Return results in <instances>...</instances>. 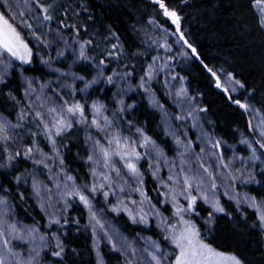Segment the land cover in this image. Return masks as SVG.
<instances>
[{
	"label": "snow or ice",
	"instance_id": "6c2138e0",
	"mask_svg": "<svg viewBox=\"0 0 264 264\" xmlns=\"http://www.w3.org/2000/svg\"><path fill=\"white\" fill-rule=\"evenodd\" d=\"M149 2L153 16L148 24L158 35L137 21L128 26L137 42L122 40L119 30L97 15L94 0H0V264H65L61 233L66 236L72 225L81 228L80 220L68 215L74 206L87 213L82 227L91 230L96 264H103L99 242L118 255L117 264H248L206 239L221 215L234 229L255 233L264 257V91L238 79L234 70L205 62L183 28L181 12L193 7L190 0ZM248 9L255 30L264 36V0H248ZM149 55L151 62H146ZM36 56L47 72L28 76L24 66ZM177 57L198 62L229 104L247 117L246 131L235 143L213 138L199 125L195 113L207 110L191 107L194 98L184 87L185 77L169 71ZM161 73V88L178 110L174 114L155 98ZM177 80L178 88L171 83ZM108 91L110 103L99 95L90 99ZM136 91L161 110L174 157L130 118L135 105L127 104L125 96ZM186 119L200 127L198 139L205 146L199 152L187 130H181ZM70 146H78L73 159L82 161L83 175L66 162ZM147 174L155 198L146 189ZM45 175L52 187L40 179ZM21 185L30 188L46 217L43 226L19 218L12 189L23 202ZM252 185L255 189L239 191ZM222 186L234 211L221 203ZM101 196L107 212L123 213L133 225L147 228L155 220L162 239L149 237L138 247L100 214L104 209L94 201Z\"/></svg>",
	"mask_w": 264,
	"mask_h": 264
},
{
	"label": "trees",
	"instance_id": "16d2710c",
	"mask_svg": "<svg viewBox=\"0 0 264 264\" xmlns=\"http://www.w3.org/2000/svg\"><path fill=\"white\" fill-rule=\"evenodd\" d=\"M190 3L193 4V7L185 8L181 12V15L184 16L183 28L186 30L190 41L198 48L205 62L217 68L223 67L234 70L238 79L245 78L249 82L261 86V90L264 91V36L260 35L254 28L251 12L248 9V0H190ZM94 10L97 15L103 14L106 21L119 30L124 41L133 39L139 41V38L133 37L128 27L137 21H139V26L145 27L150 34L158 35L153 27L148 24V20L153 16V9L149 0H94ZM151 54L155 55L156 53L153 51ZM161 54H163L162 50ZM144 59L146 62H151V55ZM172 66L176 73L185 77V84L197 100V108L207 110L197 112L198 121L203 128L215 138H222L228 144L235 143L240 134L246 131L247 117L242 118L240 110L229 104L226 95L220 89L215 88L214 81L201 71L199 63L195 62L194 59L184 60L177 57ZM24 67L29 69L26 72L28 76H41L47 72L37 57H34L32 65H25ZM32 69H35V71ZM161 84L160 79L159 82L155 83L156 97L165 105L166 109L173 111V106L165 96ZM97 95L110 103L109 98L112 92L93 93L90 99H94ZM126 101L127 104L135 105L130 118L136 120L145 128L146 133L152 139L171 152L172 140L170 137H166L164 131L159 128V112L152 108L147 100L137 92L129 93ZM236 129H239V131H236L234 135ZM186 130L189 134H192L188 125H186ZM82 136L81 133V142ZM70 147L71 152L68 153L66 162L74 173L83 175L82 161L73 159L78 151V146ZM47 150L45 148V151ZM20 167L30 168L31 165L21 164ZM255 187L251 186L249 188L255 189ZM20 190L25 192L26 199L23 202L19 201L15 188L12 189V196L19 204L16 211L22 222L30 225L35 220L41 226L46 224L47 219L34 203L30 195V188L21 185ZM149 194L154 198L156 197V193L152 191L151 186L149 187ZM94 203L107 212L108 205L104 204L102 196ZM222 204L226 208L235 210V205L229 201H222ZM81 208L82 206L80 208L74 206L68 213L70 219L80 220V230L77 231L76 226L72 225L66 236L61 233L67 244L65 264H96V252L93 250L90 238L86 234L87 230L82 227L88 222L87 215L86 212L81 214ZM109 214L123 230L130 234L145 233L154 240L162 239L151 222L150 226L145 228L142 225H133L127 216L122 213L113 214L109 212ZM202 214L206 215V212ZM197 223L200 224L201 222L198 220ZM44 230L41 227V231ZM53 231H55V228H53ZM205 237L211 240L214 246L236 252L245 258L248 264H264L259 237L255 233H250L246 228L242 230L234 229L227 217L221 215L215 221L213 235L208 236L205 233ZM99 248L104 264H117L118 255L111 252L105 242L99 243ZM73 249H75V252H73Z\"/></svg>",
	"mask_w": 264,
	"mask_h": 264
},
{
	"label": "rangeland",
	"instance_id": "374dc122",
	"mask_svg": "<svg viewBox=\"0 0 264 264\" xmlns=\"http://www.w3.org/2000/svg\"><path fill=\"white\" fill-rule=\"evenodd\" d=\"M12 2L13 3H15L16 2V0H12ZM21 3H22V0H21ZM17 11H24V9L23 8H20V9H17ZM28 17H25V19H27ZM158 34V33H157ZM30 47H33L34 48V50H35V41H32L31 43H30ZM52 55L53 56H55V52L53 51L52 52ZM38 59H39V57L38 56H36ZM45 67V66H44ZM56 67H61V65H56ZM47 70V69H46ZM169 71L171 72V74H176V72H175V69L173 68V66H172V64L170 65V68H169ZM53 79H55V77L53 76L52 77ZM169 79H170V77H168ZM159 79H160V81H161V83H163V81H164V79H165V74L164 73H161L160 74V76H159ZM171 83H173V84H175V86H176V88H178L179 86H180V82H179V80H177V81H171ZM184 87L188 90V94H189V96L190 97H192V98H194V100H193V103H192V105H191V107L192 108H197L198 107V105H197V100L195 99V97L191 94V92L189 91V89H188V87H187V85L185 84V82H184ZM114 89V88H113ZM114 91H115V89H114ZM155 91V90H154ZM175 91V88L173 89V92ZM139 95H142L146 100H147V102L149 103V100L151 99V97L150 96H148V95H145L144 93H142L141 91H136ZM129 93H131V92H129ZM129 93L127 94V96H125V102L127 103V97H128V95H129ZM167 97V96H166ZM155 98L157 99V97H156V93H155ZM168 98V97H167ZM168 100L170 101V103H171V100L168 98ZM149 105H150V103H149ZM151 106V105H150ZM152 108H154L155 110H157L158 112H159V114H160V121H159V128L162 130V131H164V123H163V121H162V112H161V110H159V109H157V108H155V107H153V106H151ZM185 107H188L187 105H185ZM174 111V112H173ZM173 111H170L169 110V112L170 113H175V111H178L177 109H175L174 107H173ZM195 115L197 116V112L195 113ZM198 117V116H197ZM171 124H172V126L173 127H175V125H176V123L177 122H175L174 120L173 121H171L170 122ZM192 124H193V121L191 120V119H186V121L184 122V126H182V128H181V130L182 131H184V130H186V125H188L190 128H191V132H192V134H189L188 133V138L189 139H191L193 142H194V144H193V147L195 148V151L196 152H199V148L201 147V146H205L204 144H202L201 143V141L198 139V135H199V132H200V127H196V128H193L192 127ZM199 125L200 126H202L201 125V123L199 122ZM203 127V126H202ZM171 138V137H170ZM213 138H215L214 136H213ZM154 140V139H153ZM172 140V139H171ZM156 141V140H155ZM157 142V141H156ZM158 143V142H157ZM158 144H160V143H158ZM161 145V144H160ZM162 146V145H161ZM163 147V146H162ZM164 148V147H163ZM164 150H165V152H166V155L169 157V158H172V157H174V155H175V151H174V145H173V147H172V151L171 152H169V151H167L165 148H164ZM141 151H143L142 149H141ZM241 154H243V155H246L247 153H241ZM228 155L230 156L231 155V151H229L228 152ZM208 163H212V161H208ZM147 167V165L145 164V168ZM167 168H163L162 169V171H161V175H163V176H167ZM40 179H43V180H45V182L46 183H48L49 184V187H52V184H51V182H49V181H47L46 180V175L45 176H41L40 177ZM145 180H146V189L149 191V187L151 186V188H153V186H154V181L152 180V178H151V175L150 174H147L146 176H145ZM148 185H149V187H148ZM252 186H255V185H252ZM249 187H251V186H249ZM249 187L248 188H240L239 189V191H241V193H243L244 191H248L249 190ZM218 195L221 197V203H222V201H229L228 199H227V197L226 196H224V188H223V186L220 188V190H219V193H218ZM32 199H33V201H34V203L36 204V206H37V201H36V199L32 196ZM183 202V201H182ZM229 202H231V201H229ZM232 203V202H231ZM95 204V203H94ZM95 206L98 208V209H103L101 206H99V205H96L95 204ZM38 207V206H37ZM39 208V207H38ZM40 209V208H39ZM102 216H104L111 224H112V226L116 229V230H118L119 232H121L123 235H125V236H128L129 237V239L130 240H133V239H135L136 240V242H137V246L139 247V246H143L144 244H145V241H146V238H149L150 236H148V235H146L145 233H139L140 235H139V237L137 236V234H130L129 232H127V231H125V230H123V228L114 220V218L112 217V215L111 214H109V212L107 213V212H105V211H102L101 213H100ZM113 214H116V213H113ZM123 214V213H122ZM86 215H87V213H86ZM166 215H168V214H166ZM88 221V220H87ZM151 222V224L156 228V221L155 220H151L150 221ZM198 222V221H197ZM88 223V222H87ZM143 226V225H142ZM157 229V228H156ZM86 234L88 235V237L90 238V241H91V244H92V246H93V241H92V239H91V230L89 229V230H87L86 231ZM151 238V237H150ZM152 240H154L153 238H151ZM99 243H101V242H99ZM106 243V242H105ZM98 246H99V244H98ZM103 264H104V262H103Z\"/></svg>",
	"mask_w": 264,
	"mask_h": 264
}]
</instances>
